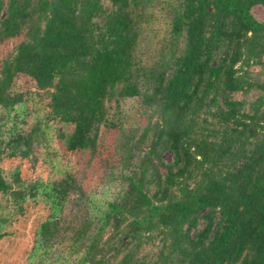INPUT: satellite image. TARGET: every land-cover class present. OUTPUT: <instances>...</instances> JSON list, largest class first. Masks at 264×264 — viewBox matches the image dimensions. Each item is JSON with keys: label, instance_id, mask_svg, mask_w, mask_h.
I'll return each mask as SVG.
<instances>
[{"label": "trees", "instance_id": "trees-1", "mask_svg": "<svg viewBox=\"0 0 264 264\" xmlns=\"http://www.w3.org/2000/svg\"><path fill=\"white\" fill-rule=\"evenodd\" d=\"M256 6L0 0V196L48 213L26 264H264Z\"/></svg>", "mask_w": 264, "mask_h": 264}, {"label": "rangeland", "instance_id": "rangeland-1", "mask_svg": "<svg viewBox=\"0 0 264 264\" xmlns=\"http://www.w3.org/2000/svg\"><path fill=\"white\" fill-rule=\"evenodd\" d=\"M254 18L264 22V7L256 6L251 11ZM12 44L8 45L11 48ZM0 53L1 50H0ZM164 159L169 161L171 156L166 154ZM18 168L20 178L26 182L45 179L47 174L39 161L31 167L27 162L5 159L2 162V169L7 180L12 181V174ZM0 204L9 213V225L5 230V235L0 238V264H26L30 251L33 234L38 225L47 217V209L42 203H26L22 214H17L13 210L7 197L0 196Z\"/></svg>", "mask_w": 264, "mask_h": 264}]
</instances>
